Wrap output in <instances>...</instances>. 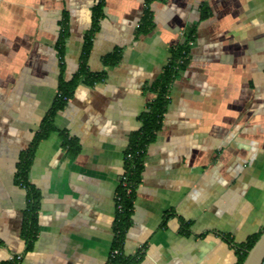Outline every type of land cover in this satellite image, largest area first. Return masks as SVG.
Wrapping results in <instances>:
<instances>
[{
    "label": "crops",
    "instance_id": "obj_1",
    "mask_svg": "<svg viewBox=\"0 0 264 264\" xmlns=\"http://www.w3.org/2000/svg\"><path fill=\"white\" fill-rule=\"evenodd\" d=\"M98 1L0 0V264L12 256L20 264H106L130 134L169 49L190 30L185 67L147 147L123 254L143 249L135 264H236L226 237L241 243L264 230V0H153L146 33L138 32L144 0H105L86 62L104 79L76 86L35 149L28 181L40 193L38 233L25 251L17 165L59 79L78 70ZM114 51L119 60L104 65Z\"/></svg>",
    "mask_w": 264,
    "mask_h": 264
},
{
    "label": "trees",
    "instance_id": "obj_2",
    "mask_svg": "<svg viewBox=\"0 0 264 264\" xmlns=\"http://www.w3.org/2000/svg\"><path fill=\"white\" fill-rule=\"evenodd\" d=\"M153 0H144L145 9L138 32L146 33L152 26L151 14L148 5ZM105 0H99L92 8V26L90 31L84 37V45L79 61L78 70L69 81L62 78L58 81L56 98L52 108L43 119L42 126L36 133L28 148L20 155L17 165V171L14 176V183L25 190L26 202L23 211V225L21 237L25 242V251L31 249V246L37 236V213L40 203V193L28 181V171L32 158L38 143L46 137L53 129L51 122L56 111L62 109L72 97V93L79 83L91 86L94 83L104 79V73L94 74L87 69V57L91 51L92 39L97 29L98 20L102 16V8ZM67 37V27L64 25L59 33L56 43L60 62L64 56V42ZM193 39V30L185 34V40L182 44L169 49L170 57L167 65L164 67L160 77L152 82L148 90L153 93V99L146 105L145 111L139 116L140 127L132 132L129 137V144L124 153L123 173L119 177L118 185L114 194L115 216L113 220L114 241L110 250L106 264H135L140 261L143 255V249L137 251L134 256L123 254L124 237L130 226L133 200L135 191L141 181L143 171V162L146 156L147 147L154 141L157 132L161 129L162 120L169 102V88L177 76L178 70H183L187 61V55L190 50L189 42ZM118 51H114L103 60L104 65H114L119 60ZM182 60V63L179 61ZM62 65V64H61ZM63 147L66 151L74 149V142L64 140ZM77 151V149H76ZM185 224L182 230H185ZM184 232V231H183ZM261 232L249 236L244 242L233 243L226 237L228 243L234 248L237 255V263L242 264L247 252L258 239ZM116 253L114 254L113 252ZM19 257V258H18ZM21 256H12L2 264H20Z\"/></svg>",
    "mask_w": 264,
    "mask_h": 264
},
{
    "label": "water",
    "instance_id": "obj_3",
    "mask_svg": "<svg viewBox=\"0 0 264 264\" xmlns=\"http://www.w3.org/2000/svg\"><path fill=\"white\" fill-rule=\"evenodd\" d=\"M264 259V230L247 252L242 264H260Z\"/></svg>",
    "mask_w": 264,
    "mask_h": 264
},
{
    "label": "built area",
    "instance_id": "obj_4",
    "mask_svg": "<svg viewBox=\"0 0 264 264\" xmlns=\"http://www.w3.org/2000/svg\"><path fill=\"white\" fill-rule=\"evenodd\" d=\"M191 45V42H189V46ZM179 63H182V60H180L179 61ZM179 71V70H178ZM114 254L116 253V251L115 252H113ZM19 258V257H18ZM260 264H264V259L262 260V262L260 263Z\"/></svg>",
    "mask_w": 264,
    "mask_h": 264
}]
</instances>
